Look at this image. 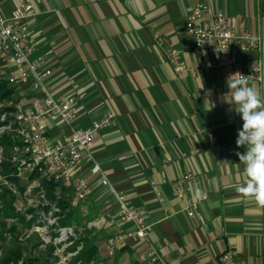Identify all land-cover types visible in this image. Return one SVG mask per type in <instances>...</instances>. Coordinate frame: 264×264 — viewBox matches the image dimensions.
<instances>
[{"label": "crops", "instance_id": "obj_1", "mask_svg": "<svg viewBox=\"0 0 264 264\" xmlns=\"http://www.w3.org/2000/svg\"><path fill=\"white\" fill-rule=\"evenodd\" d=\"M22 2L37 11L30 21L34 56L53 57L50 92L72 94L81 107L76 125L89 127L108 108L117 114L92 149L101 175H92V164L84 161L67 185L72 196L81 178L93 188L77 214L90 217L89 225L115 215L118 206L100 184L103 176L149 227L146 240L126 239L112 256L109 239L134 227H89L98 247L95 264H142L149 247L169 264H219L227 250L239 264H264V206L238 191L247 180L235 155L246 150L236 145L243 121H231L235 111L226 102L229 71L247 69L252 55L238 53L229 70L218 66L217 51L197 50L186 32L191 9L204 2L264 41V0H0V16ZM248 82L264 98V82ZM56 131L51 123L50 134ZM189 173L197 178L195 185L186 182L189 197L207 194L199 203L204 224L190 218L186 201L174 195V182Z\"/></svg>", "mask_w": 264, "mask_h": 264}, {"label": "built area", "instance_id": "obj_2", "mask_svg": "<svg viewBox=\"0 0 264 264\" xmlns=\"http://www.w3.org/2000/svg\"><path fill=\"white\" fill-rule=\"evenodd\" d=\"M37 15L35 7L22 2L8 16H0V83L6 82L12 90L10 97L0 98V183L17 187L8 177L3 175V164L7 160L13 168L11 177L26 185L23 192L25 199L34 202L35 194L39 199V208L44 218L48 215L47 229L56 231V239L72 246L78 239L74 228L59 225L60 209L47 198L45 183L69 185L73 181V172L84 161L92 164V175H101L100 165L96 162L92 149L97 135L115 126L117 114L108 108L104 115L89 127L76 125L81 107L72 95L55 96L48 87V80L53 76V57L49 53L34 56V33L30 21ZM186 32L191 37L197 50H215L218 52V66L231 69L238 64V53L251 54V64L243 71H229V76L239 72L248 81L264 82V41L260 35L237 27L222 11H213L209 3L195 5L189 15ZM158 44L163 39L155 36ZM175 70L181 72L184 66L171 57ZM14 98V100H13ZM240 118L235 112L231 121ZM56 127V134H50V124ZM9 141L8 158L1 142ZM169 161V160H167ZM166 161V162H167ZM164 177V176H163ZM197 178L189 173L174 182V195L178 200L186 201L187 213L190 218L205 223L199 211V203L207 199V194H192V186ZM100 184L109 188L117 204L115 215L103 221L90 224L89 227L104 223L114 226V222L131 224L133 232L117 235L109 239L110 255L115 245L124 243L126 239L137 238L146 240L149 227L142 213L135 208L127 195L118 192L106 177L102 176ZM17 191L18 187H17ZM93 194V188L85 178L77 181L74 187L72 204L78 205ZM49 207L46 212L43 208ZM46 229V228H45ZM48 233V231H46ZM81 247L75 253L78 254ZM142 264H169L154 249L149 247L140 255ZM219 264H239L230 250L222 252L218 257ZM90 264H94L93 262Z\"/></svg>", "mask_w": 264, "mask_h": 264}, {"label": "rangeland", "instance_id": "obj_3", "mask_svg": "<svg viewBox=\"0 0 264 264\" xmlns=\"http://www.w3.org/2000/svg\"><path fill=\"white\" fill-rule=\"evenodd\" d=\"M2 191L9 192L10 195L16 197V200L13 204L15 210L12 215L14 217H7L5 216V203L0 199V230L4 231V239L0 241V263L8 253L19 249L25 259L36 260V264H70V260L74 256L69 255L75 253L79 247L82 248V245L72 252L70 251L71 246H66L64 242L60 243L59 239H56V231L48 230L46 227L50 223L49 218L48 215L44 218L42 209L38 207V197L33 194L34 202H29L22 192L17 191V187L0 183V192ZM55 195L57 198L62 196L59 190L55 192ZM7 200H9L8 196ZM54 202L56 204V201ZM83 203L72 204L66 211L67 214H70L68 227L74 228L78 235L76 241H79L86 233L91 232L89 229L91 218L77 214V209ZM21 216L23 217L22 221L20 220ZM51 248L53 249L52 252L50 251Z\"/></svg>", "mask_w": 264, "mask_h": 264}, {"label": "clouds", "instance_id": "obj_4", "mask_svg": "<svg viewBox=\"0 0 264 264\" xmlns=\"http://www.w3.org/2000/svg\"><path fill=\"white\" fill-rule=\"evenodd\" d=\"M227 87L231 102H226L243 121L242 128L238 130L236 145L246 149L243 153H235L244 164L247 177L246 183L238 191L264 206V98L254 86L249 85L247 77L239 72L228 77Z\"/></svg>", "mask_w": 264, "mask_h": 264}, {"label": "trees", "instance_id": "obj_5", "mask_svg": "<svg viewBox=\"0 0 264 264\" xmlns=\"http://www.w3.org/2000/svg\"><path fill=\"white\" fill-rule=\"evenodd\" d=\"M12 94V90H10L6 84V82H1L0 83V98L5 99L10 97ZM14 100V98H13ZM1 144L5 148V155L6 158H8V148H9V141L7 139H4ZM13 173V168L12 166L8 163L6 160L3 164V175L11 179L12 182H14L18 190L20 192H24L26 189V185L22 182H18V180L14 177H11ZM44 187L47 191V198L52 202L55 203L57 207L60 209V213L57 214V216H60L59 219V225L62 227H67L68 225V219L70 217V214H67L66 211L67 209L72 205V195L69 194V190L67 188V185H61L57 183H45ZM60 191L61 197L57 198L55 195L56 191ZM7 196L9 197V200H7ZM0 199L3 200L4 208L6 209L5 216L7 217H14L12 213L14 212V207L13 204L16 200L15 196H12L9 194L7 191H2L0 192ZM46 212L49 211V207H44L43 208ZM71 213V212H70ZM35 219V218H34ZM20 220H23V217H20ZM3 230H0V241L3 240ZM82 245L81 250L78 252L76 256H74L70 260V264H90L94 263L95 260L98 256V247L96 246V237L91 234V232L86 233L82 238L79 239V241H75L73 245L70 248V251H76V249ZM50 251L52 252L53 249L51 248ZM23 259V260H22ZM22 261V264H36V260H31V259H25L23 257L22 251L21 250H15L13 252L8 253L3 261L0 264H20Z\"/></svg>", "mask_w": 264, "mask_h": 264}]
</instances>
